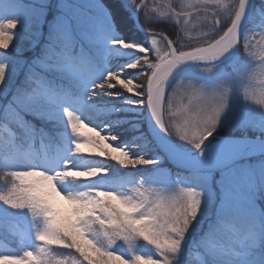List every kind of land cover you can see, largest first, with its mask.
Returning a JSON list of instances; mask_svg holds the SVG:
<instances>
[{"label": "snow or ice", "instance_id": "obj_1", "mask_svg": "<svg viewBox=\"0 0 264 264\" xmlns=\"http://www.w3.org/2000/svg\"><path fill=\"white\" fill-rule=\"evenodd\" d=\"M3 2L0 0V3ZM11 3L17 15L0 20V49L3 50H7L14 39V30L20 23L19 15H24L27 22L35 23L44 10L43 3L25 5L23 0H11ZM133 3L142 8L146 19L168 18L177 25L178 39L175 40L163 31H148L154 59H150L147 49L138 46L145 52L140 57L144 63L140 65L138 60L134 66L147 68L146 72H141L147 78L145 83L136 84L135 91L143 97L137 103L147 104L155 123L168 137H172L165 119L169 93H165L166 79L162 88L159 82L165 76L168 78L177 65L185 61H215L239 44L249 57L257 61L256 64L264 66V28L247 33L242 40L240 38L239 26L248 0H236L235 4H231L230 0H168L165 5L154 8L149 7L147 0H139V3L133 0ZM55 6L61 11L47 40L41 45L40 55L27 66L25 80L15 90L9 88L10 69L14 67L18 71L22 65H13L6 53L0 56V97L6 98L0 103V128L6 134L0 137V141L5 145H13L18 129L25 134L32 133L31 122L26 117L43 116L47 101L70 102L54 90V83L48 79L49 73L77 77L87 71L73 34L81 10L71 0H60ZM194 21L197 25L202 24L207 31L181 43L185 40L181 33L192 31L189 25ZM161 41L166 48L162 53L164 59L156 57ZM121 42L129 44L119 38L110 41L120 46ZM250 72L251 69L239 71L234 78L208 90L189 86L180 102L173 105L175 137L190 144L195 154L174 153L180 168L188 171L178 172L175 190L170 193L146 186L143 182L126 191L90 187L84 191L63 193L57 185L66 178L93 177L89 175V170L75 169L67 160L59 170L51 173L35 167L23 171L0 170L7 183L5 189H0V202L12 209H27L33 218L42 221V226L35 232V239L40 242L37 250L0 255V264H171L186 234L194 225L197 229L200 227L213 204L215 219L202 234L200 247L220 257L223 264H257L254 254L258 248H264V210L257 209V198L264 191V160L254 166L237 162L251 154H264V121L245 117L230 123V127L241 130L255 129L257 135L253 139L228 138L217 140L213 145L206 143L216 131L225 111L223 95L217 88L226 83L224 95L231 90L230 85L240 90L241 81L250 76ZM132 79L121 78L120 72H108L101 84H92L91 88L102 91L120 87L132 93L124 84L125 80ZM133 83H136L135 80ZM91 88L89 95L97 94ZM244 95L252 101L264 100V91L257 96L245 90ZM93 128L85 127V124L77 126V122L73 121L70 129L77 141L73 144L74 152L98 154L124 167L157 162V159L147 158L146 154L132 156L126 146H116L111 142L117 137L102 135L96 128L93 132ZM89 133L106 142L97 147L94 143L81 140ZM102 149L107 151V155ZM5 167L0 165V169ZM95 168L103 169L98 174L106 171L104 167ZM40 173L48 178H41ZM213 179L215 188L212 187ZM193 188L198 191L193 192ZM193 212L195 223L190 215ZM54 231L66 239L54 237ZM213 237H220L221 242L211 243L210 238ZM136 238L150 243L156 255L132 253L125 258L111 250L117 240L130 243ZM53 247L70 249L72 254L53 256L50 251ZM259 264H264V259Z\"/></svg>", "mask_w": 264, "mask_h": 264}, {"label": "trees", "instance_id": "obj_2", "mask_svg": "<svg viewBox=\"0 0 264 264\" xmlns=\"http://www.w3.org/2000/svg\"><path fill=\"white\" fill-rule=\"evenodd\" d=\"M38 1L42 0H23V4L35 5ZM51 1L52 0H47V9H49ZM99 1L100 5L106 9L107 17L110 20L111 40L105 42L103 39L93 38L91 35L85 34L79 39V42L76 43L78 50L81 52V58L87 65V71L79 74L77 77L68 75L60 76L57 72H54V75L48 74V79L54 83L55 89L59 92L69 87L75 94H78L83 100V102L79 103L78 114L85 123L96 128L102 135L107 134L117 137L116 140L111 141L114 145H136L140 147V150H137L138 152L143 151L147 156H160L158 149L150 139L145 128L144 112L146 103H137V101L143 100V97L135 91L136 84H143L147 79L146 76L141 75V72H146L147 68H134L138 60L140 65L144 63V60L140 57L144 56L145 52H143L142 49H138V46H143L144 49H147L150 59H154V50L152 49L149 38L150 34L140 30L136 24L134 19V10L136 6H131L124 0ZM157 1H160L162 6L168 2V0ZM263 1L264 0H255L254 10L241 40L247 33L259 32L264 28V22L257 28H250L256 18L255 10L262 8L264 11V6L262 5ZM42 14L43 12L39 14L35 23H29L25 20L24 15H19L17 18L20 20V23H18L14 30V39L12 43L7 50L0 49V56L6 53L7 59L12 60L13 65H22L18 71L15 70L14 67L10 69V90H15L17 87L21 86L22 82L25 80L26 68L29 62L40 55L41 45L47 40V37L41 36V31L43 29ZM16 15V8L11 3V0H4L3 3H0V20L11 18ZM139 22L140 25L147 30L151 28V25H154L153 23L147 24L143 16L139 19ZM157 25L159 24H156L155 27L159 31H150H163L169 38L174 40L178 39L176 36L177 25H173V27L169 23ZM200 27L203 28V25ZM197 29L198 28H193V30ZM181 35H183V33H181ZM117 38L129 42V44L121 42L120 46L110 43V41L116 40ZM34 40L38 41L37 46H32ZM177 47H179V44ZM34 49L37 51L35 52ZM156 57L158 59L160 58L158 52L156 53ZM256 63L257 61L249 57L240 47L231 58L221 64L222 68L214 73L207 75H198L190 71L181 73L171 84L167 94L176 89L177 82L180 80L184 83L192 82L200 86H215L222 81L234 78L239 71L251 69L250 76H246L241 81L239 85L240 90L230 85L232 89L235 90V94L229 98V108H227L229 111L228 116L224 120L219 119L217 129L212 136H210L207 143H215L217 140L224 137H255L257 132L253 128L241 130L239 128L230 127L229 125L231 122L245 117L255 121H264V109H261L260 106L250 101H245L243 98L245 90L250 93H255L257 96L261 91H264V66H260ZM126 65L129 67H126ZM108 72H120L121 78L132 77V80L124 81V84L132 90V93L120 87L107 88L102 91L97 88H91V91L97 94L90 96L89 92H84L86 83L82 82L80 85L76 83L79 78L81 80L86 79L91 85H99L105 80ZM133 80H135V84ZM141 91L144 90L141 89ZM108 93L112 94L109 95ZM5 99V97H0V103H3ZM59 108V100H51L45 103V114L43 116L37 117L28 115L26 119L31 122L33 131L29 135L25 134L22 130H16L17 138L13 140L14 147L34 151L38 148L39 143L43 142L45 147L50 151L52 147L59 146V152L62 153L64 150L63 146L66 143L64 133L70 130V128L66 123L63 112L58 113L57 110ZM4 135L6 134L0 130V137ZM86 136L96 137L100 147L102 146V142H106L101 141L98 136H94L92 133ZM171 138L175 139L174 136ZM13 145H5L0 141V157L11 150ZM127 149L129 150L130 148L127 147ZM64 153H68L67 161H70L71 166L75 169L90 170L95 167H104L106 169L105 172L98 174L103 171V169H99L92 174L93 177L72 179L74 183L80 182L81 180L94 179L88 185L99 186L105 184V190H110L109 188L112 184L113 186H118L120 183L127 184L130 181L150 182L161 185L166 180L172 179L178 174V171L173 169L165 160L162 164L147 168L146 170L133 169L124 171L115 166L117 163L116 161L101 157L98 154L76 153L74 151L68 152L67 150H64ZM105 155H107V151H105ZM6 187L7 183L3 175H0V189H5ZM212 187L214 188V185ZM260 210H264L263 199H261L260 202ZM37 226H42L41 219L33 218L27 209H12L3 204V202H0V255L20 254L24 250L36 251L40 242L34 240V244L29 246L28 241L23 238L21 234L29 233V235H31L30 228L32 227L35 231ZM210 242L220 243L221 238H210ZM198 245L196 249L201 250L203 256L198 258L195 256L194 251L189 252L184 261L180 264H223L220 257L201 248L200 244ZM150 246L152 245L142 238H136L130 243L117 240L111 246V250L125 258H128L132 253L155 256L156 252L153 247V249L149 248ZM263 250V248H258L254 254L253 258L257 264L263 259ZM50 251L51 254L56 257L72 254L70 249L62 247H53Z\"/></svg>", "mask_w": 264, "mask_h": 264}, {"label": "rangeland", "instance_id": "obj_3", "mask_svg": "<svg viewBox=\"0 0 264 264\" xmlns=\"http://www.w3.org/2000/svg\"><path fill=\"white\" fill-rule=\"evenodd\" d=\"M124 1L127 2L128 4H130L131 6L132 5L135 6V4L133 3V0H124ZM71 2L73 4H75V6L78 9L81 10L80 14H79V18L75 22L74 27H73V34H74V38H75L76 42H79V39L82 38L85 34L91 35L93 38H100V39H103L105 42H109V40H111V38H112L110 20L107 17L106 9L100 5V1L99 0H71ZM230 2H231V4H235L236 0H230ZM42 3L44 4V10H43V14H42L43 29L41 31V36L42 37L45 36L48 38L49 33L52 29V26L55 23L57 16L59 15V13L61 11L59 8H57L55 6L56 4L60 3V0H52L50 3L49 9H47V5H48L47 0L38 1L36 4L40 5ZM137 3H139V0H137ZM147 3H148L150 8H154L157 5H161L160 1H157V0H147ZM262 5L264 6V1L262 2ZM137 9L138 8L135 7L134 16H135V19L139 25H140L139 19L142 16H143L144 21L147 24H149V23L154 24V25H151V28L149 30H157L155 27L156 24L162 25L164 23H169L172 27H173V25H176L173 21H170L168 18L157 17L155 20L146 19L145 16L143 15L142 9L139 11L138 14H136ZM255 13H256V18L250 27L252 29L257 28L259 25L262 24V22H264V11L262 10V8H258L257 10H255ZM159 25H157V26H159ZM200 26H202V24L197 25L195 21L193 22V24L189 25L190 29L191 28H198V29L197 30L192 29V31H190L186 34L183 33V36H185V40H182V43L185 42L189 37L197 36V34L199 32L207 31L206 29H203ZM157 31H159V30H157ZM159 39H160L159 36H157L158 41H159ZM32 46H37V43L32 42ZM158 46H160V52H158L159 56H160L159 59H164V57L162 56V53L166 51V48L163 44V41H161V44H158ZM34 51L36 52L37 50L34 49ZM229 58H231V57H228L223 62L227 61ZM33 60H34V58L29 62V64ZM223 62L216 64V65H209V66H211L210 67L211 71H205L204 70L205 68H208L209 66L194 67V68L187 70V71H190L192 73H196L198 75H207V74L214 73L215 71L221 69L222 68L221 64ZM49 74L54 75V72L49 73ZM58 74L60 76L65 75V74H61V73H58ZM77 80L78 81L76 83L78 85H80L82 82L86 83L84 86V92H86V93L89 92V89L91 88V84H89L86 79L81 80L78 78ZM182 83H184V82L180 80L177 82V85L182 84ZM198 86H200V85H198ZM202 87L205 90H208V89H211L215 86L214 85H212V86L202 85ZM230 89L231 90L229 92V98H231L235 94V90L232 89L231 86H230ZM54 90L59 95H63L65 97H67L68 100L70 101V102H60L59 101L61 109L60 108L58 110L56 109L58 111V113L63 112L62 111L63 108H68V110L74 111L77 115H79L78 114V106L80 105L79 103L83 102L82 98H80V96L78 94H75L73 92V90L69 87H66L62 92H59L57 89H54ZM228 113H229L228 109H225V111L221 114L220 119L224 120L228 116ZM81 119H82V117H81ZM66 123H67V121H66ZM0 130L3 131L2 128H0ZM64 136H65V142L66 143L63 146V149L67 150L68 152L73 151V141L76 140L75 135L72 133V131L70 129L64 133ZM245 137H249V136H245ZM245 137L243 136L240 138H245ZM16 138H17V133L14 135L13 140H15ZM209 138L210 137H208V139ZM228 138L229 137H224V138H221L220 140L228 139ZM240 138H234V139H240ZM173 141L181 149H183L187 152H191L192 154H195V150L191 147L190 144H187V143L179 140L176 137ZM207 141H206V143H207ZM102 144H103V142H102ZM213 144H215V143H212L209 145H213ZM95 146L100 147L98 143H96ZM124 146L130 148L128 151L131 153L132 156H138L141 154H146L143 151L138 152L137 150L138 149L140 150V147H138L136 145L124 144ZM59 150H60L59 146H54L51 148V151L48 150V152L46 154L43 142H40L38 145V148L34 151L29 150V149H21V148L13 147L5 155L0 157V165H6V167L4 168L6 170L23 171V170H27L30 167L37 168V166L35 164V163H37V160H41V159L47 157L46 168H44L43 171H47V172L51 173L54 170H59L62 167L64 161H66L68 158V155H67L68 153L65 154L64 150L62 153H60ZM103 151H106V150L103 149ZM14 153H15V155H14ZM26 154H29V156L26 157ZM146 157L150 158V159H157V162L155 164L137 165L135 167H124V166H121L119 163H116L115 166H117V168L119 167L120 169H122L124 171L133 170V169L134 170H146L147 168L158 166V165L162 164L164 161V159L159 155H150V156L146 155ZM261 160H264V154L244 159V160L238 162V164L246 165V166H254V165L258 164ZM29 161L32 162L33 166L31 164H28ZM37 169H39V168H37ZM215 177L218 178V173L215 174ZM177 179H179V177H178V175H175L172 179L166 180L161 185H156V184H153L150 182H143V183H145L146 186L150 185L152 187L162 189L165 193H170V192L175 190V185H176ZM93 180L94 179H91V180L87 179V180H81L80 182L74 183L73 179L71 177H69V178H66L64 181L58 183L57 186H58L59 190L63 193L84 191L85 189L90 188V187H97V188H101V189L105 190L104 189V187L106 186L105 184L99 185V186L88 185ZM137 183H140V182L139 181L138 182L130 181L127 184L120 183V185H118V186H113V184H112V186L109 189L110 190H117L118 189L120 191H126L127 189H129L130 187H132L133 185H135ZM213 185L215 188L216 187L215 179H213L212 186ZM260 202H261V200L257 201V205H258L259 209H260ZM62 203L63 202H61V204ZM214 218H215V204L210 206V208L208 210V215L201 222L200 227L197 229L194 225L193 229L189 230V232L186 234L185 239L182 243V246H181L180 250L175 254L176 258L173 261H171V264H180L181 262L184 261L186 255L192 251L195 252V256L198 258H201L203 256V252L201 250H197L196 247L199 246L198 244H199V241H200L202 234L209 227V222L211 220H213ZM39 228H40V226H37L35 231ZM35 231L31 227L30 228L31 235H29V233L28 234L27 233L21 234V236L28 241L29 246H32L34 244V240H36L35 239ZM152 247L153 246H150L149 248H152ZM263 259H264V250H263Z\"/></svg>", "mask_w": 264, "mask_h": 264}, {"label": "water", "instance_id": "obj_4", "mask_svg": "<svg viewBox=\"0 0 264 264\" xmlns=\"http://www.w3.org/2000/svg\"><path fill=\"white\" fill-rule=\"evenodd\" d=\"M254 4H255V0H248L245 12L242 15L241 23L239 26L240 38L242 37L244 31L246 30V28L248 26L251 14H252L253 9H254ZM141 9L142 8H138L136 11V14H138ZM134 19H135V16H134ZM135 22L138 25L140 30L146 31L144 28H142L138 24L136 19H135ZM146 32H148V31H146ZM157 33H159V32H157ZM239 48H240L239 44L233 46V48L229 49L226 53H224L221 57L217 58V60H215V61H211V62L185 61V62H182L181 64L177 65L173 69V71L169 74L168 78L165 81V93L167 94V91H168L170 85L172 84V82L184 71L192 69L194 67H198V66H209V65L219 64V63L223 62L225 59H227L228 57L235 54L239 50ZM144 115H145L146 131H147L150 139L152 140V142L155 144L156 148L158 149L159 153L161 154L162 158H164L165 161L173 169L177 170L178 172H187L188 170L180 168L177 161L175 160V158H174L175 152L173 149L174 144L170 141L168 136H166L165 133L163 131H161L159 126L155 123L154 117L151 115V110L148 108L147 104L145 106ZM245 138L253 139L254 137H245ZM257 155H262V154H260V153L251 154V155L243 157L238 162H240L244 159L253 157V156H257Z\"/></svg>", "mask_w": 264, "mask_h": 264}, {"label": "clouds", "instance_id": "obj_5", "mask_svg": "<svg viewBox=\"0 0 264 264\" xmlns=\"http://www.w3.org/2000/svg\"><path fill=\"white\" fill-rule=\"evenodd\" d=\"M204 70L205 71H211L210 68H205ZM164 79H167V76L163 77L160 80L159 86L161 88L163 86ZM189 86L195 87V88H203L202 86L195 85L192 82H187V83L178 84L176 86V89L169 93V106H168V111L166 113L165 119L168 121V133H169L170 136H175V133L173 131V123L176 120V114L173 111V105L180 102L182 96L186 93V91H187ZM226 87H227V84L223 83L217 88V90L220 91L221 94L223 95V104H224V108L225 109H227L228 106H229V92H230V90H229L228 94L224 95V89ZM243 98H244L245 101H250V102L254 103L255 105L260 106L261 109H264V100L252 101V100L247 99L244 94H243ZM62 111H63L64 117H67V124H68L69 128H71V125H72L73 121L77 122V126H79V124H85V127H89V125L86 124L84 122V120H82L80 118V116H78L74 111H70V110H68V108H63ZM94 131H95V129L93 128V132ZM81 140L87 141L88 143H94V144L98 143L96 137H93V136L81 137ZM76 142L77 141L74 140L73 144H75ZM73 150H75V149H73ZM98 170L99 169H96V168L90 169L89 170V175L93 174L94 172H96ZM69 172H71V169H69ZM0 175H2V173H0ZM40 177L41 178H48V177L45 176L44 173H40ZM196 191H198V189L193 188V192H196ZM257 199L258 200L264 199V191H262L260 193V195L258 196ZM194 203H195V198H194ZM257 209L260 210L258 205H257ZM190 215L192 216L193 223H195V213L194 212L190 213ZM214 219L209 222V226L212 225ZM53 235H54V237H59L60 239H66L65 237H63L62 234H60L58 232H55V231L53 232Z\"/></svg>", "mask_w": 264, "mask_h": 264}, {"label": "bare ground", "instance_id": "obj_6", "mask_svg": "<svg viewBox=\"0 0 264 264\" xmlns=\"http://www.w3.org/2000/svg\"><path fill=\"white\" fill-rule=\"evenodd\" d=\"M168 138H169L170 141L174 144V145H173V144H172V145H173V147H174L173 149H174V152H175V153H176V152L191 153V152H187V151L181 149L179 146H177L171 137H168ZM191 154H192V153H191ZM193 155H194V154H193ZM46 159H47V157H45V158H43V159H41V160H37V163H35L36 166H37V168H39L40 170H44V168H46V161H47ZM29 162H30V161H29ZM29 162H28V164H31V165L33 166L32 162H30V163H29Z\"/></svg>", "mask_w": 264, "mask_h": 264}]
</instances>
